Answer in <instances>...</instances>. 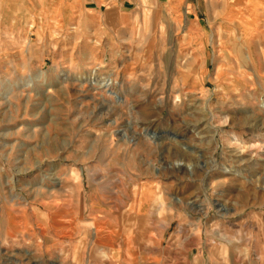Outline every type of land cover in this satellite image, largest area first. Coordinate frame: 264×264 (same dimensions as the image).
<instances>
[{
	"label": "rangeland",
	"instance_id": "1",
	"mask_svg": "<svg viewBox=\"0 0 264 264\" xmlns=\"http://www.w3.org/2000/svg\"><path fill=\"white\" fill-rule=\"evenodd\" d=\"M57 1L19 37L0 2V264H264V0H153L128 37Z\"/></svg>",
	"mask_w": 264,
	"mask_h": 264
},
{
	"label": "crops",
	"instance_id": "2",
	"mask_svg": "<svg viewBox=\"0 0 264 264\" xmlns=\"http://www.w3.org/2000/svg\"><path fill=\"white\" fill-rule=\"evenodd\" d=\"M3 1L0 0V2ZM40 1L42 5L38 7L42 11L47 9L46 0ZM150 1L153 0H58L54 3V9L59 12L54 23L60 27H76V36L78 37H128L129 26H131L130 14L134 10L145 8ZM155 1L160 5L164 4V0ZM165 1L168 2V0ZM177 1L172 0L170 3L175 4ZM35 9V0H14V37H19L20 12L26 11L27 16L24 24L32 27L36 20ZM187 10L186 18L189 19V10H193L194 13L196 11L189 4ZM37 20L38 28L35 36L41 37L43 35L45 37V18L40 17ZM234 264L240 263L234 262ZM246 264L260 263L248 262Z\"/></svg>",
	"mask_w": 264,
	"mask_h": 264
},
{
	"label": "bare ground",
	"instance_id": "3",
	"mask_svg": "<svg viewBox=\"0 0 264 264\" xmlns=\"http://www.w3.org/2000/svg\"><path fill=\"white\" fill-rule=\"evenodd\" d=\"M13 1V0H12ZM242 3V2H241ZM228 6V5H227ZM5 45V44H4ZM1 53V52H0ZM4 54V53H3ZM95 75V74H94ZM98 78V77H97ZM90 80L92 82H95L96 81V78L95 76L93 77H90ZM99 84L103 87H107V86H110L113 84V81H111L109 78H102L99 80ZM262 108L264 109V103L262 104Z\"/></svg>",
	"mask_w": 264,
	"mask_h": 264
}]
</instances>
